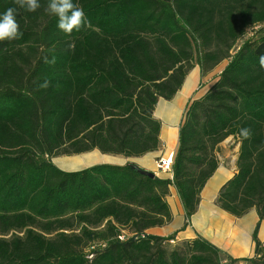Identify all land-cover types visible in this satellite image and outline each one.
<instances>
[{"label":"trees","instance_id":"obj_1","mask_svg":"<svg viewBox=\"0 0 264 264\" xmlns=\"http://www.w3.org/2000/svg\"><path fill=\"white\" fill-rule=\"evenodd\" d=\"M48 2L28 12L0 0V14L17 8L23 33L0 42V264H221L199 237L175 243V234L147 231L170 222L169 187L189 222L228 137L239 143L236 173L216 202L264 221V0H73L89 23L70 35ZM223 60L216 82L187 107L172 182L128 165L67 173L52 163L158 150L157 101H170L194 65L205 76ZM257 231L248 264H264Z\"/></svg>","mask_w":264,"mask_h":264},{"label":"crops","instance_id":"obj_2","mask_svg":"<svg viewBox=\"0 0 264 264\" xmlns=\"http://www.w3.org/2000/svg\"><path fill=\"white\" fill-rule=\"evenodd\" d=\"M213 75L214 71L201 76L199 66L194 65L170 101H157L153 118L160 123V147L151 154L127 158L101 154L94 150L80 155L59 156L55 158L57 163L53 159L52 163L67 173L82 171L95 165H133L140 170L155 173L159 159L171 158L173 161L178 149L179 129L187 107L193 100L203 97L216 82L217 78L213 81ZM232 142H235L233 138L223 145V149L219 146L220 153L216 155L217 169L200 192L196 212L189 222L186 221L176 190L169 187L165 202L169 207L171 220L162 227L148 230L147 234L158 237L175 234V243L199 237L220 251L221 264H248L246 261L254 256L255 244L252 235L257 225V239L264 246V221L259 222L253 209L241 217H234L222 211L216 202L221 187L236 173L237 150L235 153L226 152V148L234 147ZM155 177L164 179L161 175Z\"/></svg>","mask_w":264,"mask_h":264},{"label":"clouds","instance_id":"obj_3","mask_svg":"<svg viewBox=\"0 0 264 264\" xmlns=\"http://www.w3.org/2000/svg\"><path fill=\"white\" fill-rule=\"evenodd\" d=\"M14 2L20 9L28 12H35L41 7L39 0H14ZM46 11L57 18L58 29L68 35L73 31H80L89 23L84 9L73 0H49ZM22 36L23 33L17 22V8L9 7L0 14V42L17 40ZM45 62H48L47 57ZM259 64L264 69V55L259 57ZM42 86L47 87V83ZM240 136L244 139L250 138V129H241Z\"/></svg>","mask_w":264,"mask_h":264},{"label":"rangeland","instance_id":"obj_4","mask_svg":"<svg viewBox=\"0 0 264 264\" xmlns=\"http://www.w3.org/2000/svg\"><path fill=\"white\" fill-rule=\"evenodd\" d=\"M254 29H255L256 31H258V30L260 29V27H255ZM251 33H252V31H248L247 35H246L243 39L241 38L238 42H236V44L234 45V47L229 51V55H230V56L233 55V54L236 52L237 47L242 43V41H243L244 39L248 38V36L251 35ZM227 63H228V60H223V61L220 62V63H219V64H218L213 70L209 71L207 74H210L211 72L214 71V75H213V81H214L216 78H218V76H219V74H220V71L223 70V68L226 66ZM231 138H232V137H228L227 139H225L223 142H221L219 145L216 146V148L214 149V152H213L215 158H216V155L220 153V151H219V146H220L221 149H223V145L227 144V142H228L229 139H231ZM234 141H235V142H232V145H233L234 147L231 146V147H229V148H226V152H229V153H235L236 150H237V154H238L239 143H238V141H236L235 139H234ZM232 148H234V149H232ZM221 152H223V151H221ZM237 154H236V158H237ZM56 161H57V160H56L55 158H53V162L57 163ZM235 162H236V160H235ZM70 221H73V220H70ZM73 225H75V224H73ZM67 233H69V232H67ZM74 233H78V232H77V231H74ZM173 245H174V244H173ZM173 245H172V246H173Z\"/></svg>","mask_w":264,"mask_h":264},{"label":"built area","instance_id":"obj_5","mask_svg":"<svg viewBox=\"0 0 264 264\" xmlns=\"http://www.w3.org/2000/svg\"><path fill=\"white\" fill-rule=\"evenodd\" d=\"M238 48V47H237ZM172 159L166 158V159H159L156 163V171H154V175H161L164 177V179L172 182L173 181V172H172ZM125 233H123L122 236L119 237V239L122 241L124 238ZM170 245H173L174 242L170 241Z\"/></svg>","mask_w":264,"mask_h":264},{"label":"water","instance_id":"obj_6","mask_svg":"<svg viewBox=\"0 0 264 264\" xmlns=\"http://www.w3.org/2000/svg\"><path fill=\"white\" fill-rule=\"evenodd\" d=\"M128 166H130L131 168H134L137 171V173H139L142 176H145V177H147L149 179H154L155 178V175L152 172L140 170V169H138L135 166L133 167V165H128Z\"/></svg>","mask_w":264,"mask_h":264}]
</instances>
